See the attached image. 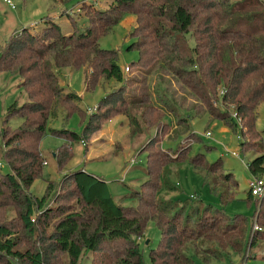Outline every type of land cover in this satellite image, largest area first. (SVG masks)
Segmentation results:
<instances>
[{"label": "trees", "instance_id": "trees-1", "mask_svg": "<svg viewBox=\"0 0 264 264\" xmlns=\"http://www.w3.org/2000/svg\"><path fill=\"white\" fill-rule=\"evenodd\" d=\"M83 7L88 23L76 27L73 20L72 33H63L59 23L47 19L36 30L22 27L0 49V69L20 73L29 96L20 106L16 102L8 106V115L22 120L17 128L1 125L8 118L0 121V157L10 167L0 173V264H80L88 252L93 255L92 264H146L136 238L149 220L160 232L157 245L148 252L150 264H196L194 255L204 261L232 254L243 257L249 245L256 246L264 237V193L254 196L248 187L246 199L254 203L250 218L242 213L228 215L210 204L156 198L162 180L166 188L175 187L162 179L171 160L157 148L158 135L141 148L146 152L150 182L136 193L139 206L117 202L106 180L81 168L64 173L60 181L70 187L68 195L78 203L74 209L51 205L45 195L35 197L26 189L40 176L43 158L38 145L43 133L57 131L64 138L89 139L105 119L113 113L129 115L135 103L142 107L140 118L147 124L159 123L167 111L174 113V104L168 100L160 98L163 105H153L150 92L128 99L118 88L99 99L95 112L84 114L76 102L79 95L64 92L58 83L54 67L66 65L94 67L86 79L87 90L94 89L98 74L124 80L117 50L101 47L99 38L126 13L135 15L128 45L138 53L133 63L149 72L155 68L172 72L207 112L228 118V125L236 130L229 112L233 106L243 120L241 133L261 137L255 121L257 107L264 101V0H111L104 9L85 2ZM219 89L223 109L212 102ZM57 104L66 109V117L81 116L80 132L64 127L47 130ZM240 146L242 151L248 149L243 141ZM185 148L173 161L204 171L202 180L210 191L223 203L232 200L238 186L233 173L222 169L221 176L213 175L224 168L223 159L210 161L202 151L185 155ZM247 165L254 176L261 175L264 152L254 153ZM231 182L233 190H228ZM13 205L17 216L10 219L4 215ZM253 219L258 228H253ZM25 241L27 246H19ZM248 258L254 257L246 254L244 264ZM250 264H264V259Z\"/></svg>", "mask_w": 264, "mask_h": 264}, {"label": "rangeland", "instance_id": "rangeland-1", "mask_svg": "<svg viewBox=\"0 0 264 264\" xmlns=\"http://www.w3.org/2000/svg\"><path fill=\"white\" fill-rule=\"evenodd\" d=\"M12 1L14 5L7 0H0V49L11 35L22 27L29 26L31 30H36L45 25L47 19L59 23L63 33H72L75 30L73 20L76 21V27L85 26L88 23L85 15L86 7H83L84 2L94 4L99 9L106 8L111 2V0H69L66 3L54 0ZM134 25L135 15L126 13L112 29L99 38L101 47L117 50L118 64L124 72L123 81L105 78L102 74H98L94 89L87 90V80L92 76L94 67L66 65L54 67L58 83L64 92L73 91L79 95L80 98L76 102L84 114L95 112L99 99L118 88L121 90L120 93L128 99L140 98L144 93L150 92V103L153 105H163L159 101L160 98L168 100L170 105L174 104V113L167 111L166 115L160 118L159 123L147 124L142 117L140 118L142 107L135 103L131 105L129 115L113 113L105 119L89 139L64 138L57 131L43 133L38 145L43 158L40 163V176L26 189V192L35 197L45 195L51 205L63 208L69 206L74 209L78 203L74 196L68 195L70 187L63 185L60 181L64 173L81 168L106 180L117 202L128 206H139L140 201L136 193L147 184V180L150 182L146 170V152H142L141 148L152 137L158 135L157 148L166 155V160H171L167 164L168 169H164L166 172L162 179L168 180L175 187L171 190L166 188L162 180L160 189L155 195L156 198L187 200L188 205L210 204L213 208H221L228 215L242 213L250 218L254 203L246 199V191L254 175L246 163L254 153L264 152V101L257 107L255 121V129L261 132V137L254 135L252 138L249 134L241 133L240 126L243 120L230 105V116L235 118L238 126L236 130H233L228 125V118L220 119L207 112L206 108L194 99L187 87L172 72L158 68L149 72L146 67L133 63L137 60L138 53L135 49H129L128 45L133 39L129 33ZM22 79L23 76L18 72L12 73L0 69V121L3 122L8 118L9 121L1 125L9 130L17 128L22 120L17 115L9 116L8 106L14 102L20 106L29 100L27 90L22 86ZM221 91L218 90V98L216 96L213 98L216 103H213V106L223 109L225 107L220 101ZM65 110L62 105L57 104L56 113L49 117L46 124L47 130L64 127L77 132L81 131L83 125L81 116L78 113H72L66 117ZM131 116H135L138 121H134ZM207 131L211 132L210 137L206 136ZM240 141L248 144V149L242 151ZM184 147H186L185 155L202 151L210 161L218 157L223 159L224 168L221 167L216 174H212L221 176L222 169L233 173L238 186L232 200L223 203L217 194L210 191L208 184L202 180L204 171H199L186 162L181 164L173 161L179 155L180 149ZM232 152L238 153V156L232 155ZM66 153L70 154L67 159L64 157ZM60 157L63 158L59 161ZM9 170L10 167L5 158L0 157V173ZM156 177L154 175L151 179ZM258 178L264 179V172ZM228 190H233V182L229 184ZM6 212L7 215L3 213L4 216L10 219L16 218L17 206H11ZM254 221L255 219H253L255 229L259 225ZM159 235L157 225L153 220H149L143 234L136 238L146 264H150L148 252L150 248L157 245ZM27 245L26 241L19 244L22 248ZM244 253L243 257L230 253L231 256L209 261H204L199 255H194L193 258L196 264H244L246 254H250L254 258H248V264L260 263L264 259V237L258 239L256 246L249 245ZM92 256L89 252L86 253L80 264H92Z\"/></svg>", "mask_w": 264, "mask_h": 264}, {"label": "built area", "instance_id": "built-area-1", "mask_svg": "<svg viewBox=\"0 0 264 264\" xmlns=\"http://www.w3.org/2000/svg\"><path fill=\"white\" fill-rule=\"evenodd\" d=\"M7 2L13 3L12 0H7ZM13 5H14V3H13ZM126 69H128V66H126ZM213 103H215V101H213ZM234 117H235V115H234ZM206 136L210 137L211 132L207 131ZM232 155L238 156V153L232 152ZM253 177H254V179L249 182L248 186L251 190V193L254 196H261L264 193V179L258 178V176H253Z\"/></svg>", "mask_w": 264, "mask_h": 264}]
</instances>
